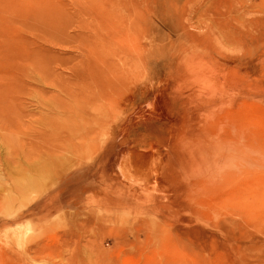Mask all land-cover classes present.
I'll list each match as a JSON object with an SVG mask.
<instances>
[{
	"label": "rangeland",
	"instance_id": "obj_1",
	"mask_svg": "<svg viewBox=\"0 0 264 264\" xmlns=\"http://www.w3.org/2000/svg\"><path fill=\"white\" fill-rule=\"evenodd\" d=\"M0 264H264V0H0Z\"/></svg>",
	"mask_w": 264,
	"mask_h": 264
},
{
	"label": "bare ground",
	"instance_id": "obj_2",
	"mask_svg": "<svg viewBox=\"0 0 264 264\" xmlns=\"http://www.w3.org/2000/svg\"><path fill=\"white\" fill-rule=\"evenodd\" d=\"M122 154L119 156V159H118L117 163L115 164L116 174L118 175V177L120 179H122L125 182L131 181V180H133V176L131 175V172H130L129 168L132 167V164H130L131 162H129L130 167H128L127 166V161H126L127 157L123 156ZM133 170H135V169H133ZM137 176H138V174H137ZM135 178H136V175H135ZM134 181H135V179H134ZM131 183H132V181H131Z\"/></svg>",
	"mask_w": 264,
	"mask_h": 264
}]
</instances>
